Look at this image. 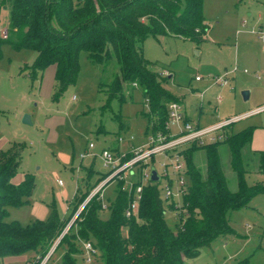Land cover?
Instances as JSON below:
<instances>
[{
    "label": "trees",
    "instance_id": "trees-1",
    "mask_svg": "<svg viewBox=\"0 0 264 264\" xmlns=\"http://www.w3.org/2000/svg\"><path fill=\"white\" fill-rule=\"evenodd\" d=\"M0 10L7 21V36L0 37V58L5 42L14 50L35 51L34 61L24 70L35 79L53 65L59 96L76 81L79 55L85 51L91 62L102 67L103 79L98 86L104 97L102 110L110 109L113 101L124 103L140 90L148 105L142 114L153 133L165 132L166 106L179 101L164 86L167 76L152 69V62L144 57L142 43L158 35L181 36L199 43L208 29L203 0H0ZM114 120L124 128L119 114ZM229 128L223 141L193 145L184 152L189 188L179 211L175 203L163 201L158 184L149 181L143 186L137 216L126 218L131 198L118 182L112 201L105 203L104 189L100 190L65 233L67 220L54 209L46 221L26 226L4 220L7 208L25 205L34 190L30 175H25L19 186L12 184L21 150L11 146L0 153V258L28 250H39L45 256L58 241L57 248L63 245L66 249L59 264H77L75 255L83 256L82 243L89 242L102 264H184L217 238L236 236L230 213L248 208L254 197L264 194V186L246 183L248 175H264V151L251 148L253 127L235 134H229ZM222 148L236 178L234 191L224 173ZM200 150L205 151L204 174L192 162L193 154ZM88 196V191L77 187L68 206V210L70 206L74 209L73 217ZM168 213L177 217L173 228L167 224Z\"/></svg>",
    "mask_w": 264,
    "mask_h": 264
},
{
    "label": "rangeland",
    "instance_id": "rangeland-1",
    "mask_svg": "<svg viewBox=\"0 0 264 264\" xmlns=\"http://www.w3.org/2000/svg\"><path fill=\"white\" fill-rule=\"evenodd\" d=\"M203 16L208 29L202 42L171 35L149 37L141 46L144 57L152 62V69L167 76L165 88L178 99L184 116L193 125L209 127L263 108L233 124L227 132L235 134L253 127L251 148L264 151V42L256 33L258 29L264 32V0H203ZM6 27V16L0 12V37ZM1 54L0 153L13 145L20 147V166L11 182L19 186L25 175L34 180L27 203L7 208L4 220L26 226L46 221L54 209L67 220V231L74 219V209L70 206L68 210V206L77 187L90 195L108 173L102 151L118 149L120 154H126L131 147L145 142L150 129L142 112L148 111V105L141 91L136 90L124 103L113 101L111 108L103 111L104 97L98 91L102 67L91 62L85 51L79 55L76 81L59 96L53 65L35 79L24 70L34 61L35 51L14 50L5 42ZM234 67L237 70L228 76L233 90L215 83V77ZM243 90L249 92L247 100L241 94ZM116 114L124 128L120 129L114 120ZM25 117L30 123H24ZM131 136L133 141L129 140ZM118 137L123 142L118 143ZM89 144L94 148L89 150ZM88 150L90 155L81 158ZM221 157L228 187L234 191L236 178L225 148L221 149ZM163 162L164 157L158 156L150 166L161 173L159 164ZM192 162L205 173V151L195 152ZM131 181L138 182L139 176L135 174ZM246 183L264 186V175H248ZM164 184L162 180L161 187ZM115 188V183L104 188L105 203L113 200ZM176 218L174 213H168L169 227L175 226ZM229 219L236 236L217 238L197 258L185 260L184 264H264V194L254 197L248 208L231 212ZM57 245L55 242L45 256L39 250H28L1 257L0 264H59L66 249ZM75 258L77 264H102L99 258L91 263H86L81 254Z\"/></svg>",
    "mask_w": 264,
    "mask_h": 264
},
{
    "label": "built area",
    "instance_id": "built-area-1",
    "mask_svg": "<svg viewBox=\"0 0 264 264\" xmlns=\"http://www.w3.org/2000/svg\"><path fill=\"white\" fill-rule=\"evenodd\" d=\"M260 39L264 41V32L261 29L256 30ZM7 36V31L2 33V37ZM237 70L236 67L225 71L223 74L214 78L218 85L230 86L228 76ZM199 77H196L198 80ZM233 90V86H230ZM167 118L165 123V132H150L145 136V142L139 146H133L128 152L130 156L126 158L127 154H120L119 151H110L105 149L101 153V159L104 167L108 170L106 178L97 186V188L85 199L82 205L78 208L74 218L81 212L85 204L95 196L100 190H103L110 183L122 182V191L128 193L131 198L127 209L124 212L126 218L136 217L139 208V201L143 186L149 182L151 168L150 163H154L158 156L164 157L166 162L159 164L162 169L161 173H157L159 181L155 182L160 187V197L163 201L168 203H175L174 207L180 208L183 196L187 193L189 188V178L187 173L186 158L184 152L191 146L202 147L209 144L218 143L224 140L225 131L233 124L245 119L246 117L261 111L259 108L248 112V114L231 117L209 127H199L193 125L184 116V110L179 102L171 101L167 104ZM130 141L134 137H129ZM117 142H123L122 137L117 138ZM93 144H89V150L93 149ZM81 154V158L90 155V152ZM139 170L140 173L135 172ZM137 174L139 176L138 182H132L131 179ZM162 180L166 184L161 187ZM59 186L62 184L59 182ZM106 185V186H105ZM104 187V188H103ZM177 203H180L177 205ZM102 208L106 209V205ZM66 231H64L65 233ZM58 243V241L56 242ZM83 258L86 263H91L97 258L98 252L92 247L89 242L82 243Z\"/></svg>",
    "mask_w": 264,
    "mask_h": 264
},
{
    "label": "water",
    "instance_id": "water-1",
    "mask_svg": "<svg viewBox=\"0 0 264 264\" xmlns=\"http://www.w3.org/2000/svg\"><path fill=\"white\" fill-rule=\"evenodd\" d=\"M244 100H247L248 98V95H249V92L247 90H243L241 92ZM24 123H30L29 121V118L28 117H25L24 119ZM160 179H159V176L157 175L156 171L154 168H151V174H150V178H149V181L150 182H158Z\"/></svg>",
    "mask_w": 264,
    "mask_h": 264
},
{
    "label": "crops",
    "instance_id": "crops-1",
    "mask_svg": "<svg viewBox=\"0 0 264 264\" xmlns=\"http://www.w3.org/2000/svg\"><path fill=\"white\" fill-rule=\"evenodd\" d=\"M262 31V30H261ZM262 42H264V41H262ZM54 69H55V67H54ZM233 74V73H232ZM250 112V111H249ZM184 114H185V112H184ZM246 114H248V112H246ZM245 115V114H244ZM186 117V116H185ZM187 118V117H186ZM188 119V118H187ZM252 141H253V138H252ZM251 145H252V142H251ZM255 150V149H254Z\"/></svg>",
    "mask_w": 264,
    "mask_h": 264
}]
</instances>
